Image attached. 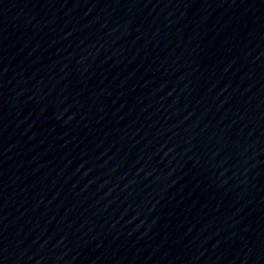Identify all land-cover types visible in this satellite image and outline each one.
<instances>
[{
    "label": "water",
    "instance_id": "water-1",
    "mask_svg": "<svg viewBox=\"0 0 264 264\" xmlns=\"http://www.w3.org/2000/svg\"><path fill=\"white\" fill-rule=\"evenodd\" d=\"M0 264H264V0H0Z\"/></svg>",
    "mask_w": 264,
    "mask_h": 264
}]
</instances>
